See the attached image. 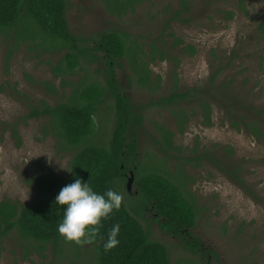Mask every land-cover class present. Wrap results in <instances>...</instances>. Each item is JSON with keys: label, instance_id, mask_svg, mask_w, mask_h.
<instances>
[{"label": "rangeland", "instance_id": "374dc122", "mask_svg": "<svg viewBox=\"0 0 264 264\" xmlns=\"http://www.w3.org/2000/svg\"><path fill=\"white\" fill-rule=\"evenodd\" d=\"M104 1L113 6V1ZM104 1L69 0L70 31L86 38L87 46L104 32L124 33L125 45L135 50V62L141 47L148 86L136 82L126 58L115 69L121 93L143 118L136 129L138 163L168 178L194 201L199 212L190 232L210 254L188 251L183 241L151 221L152 213L146 215L147 221L140 220L141 225L152 240L166 246L170 264H264V141L241 122L238 129L231 126L243 117L264 118V40L257 30L264 21V0H187L184 9L181 0H141L120 16L108 12ZM175 12L179 19L171 20ZM25 27L30 28L28 23ZM44 38L16 43L9 31H0V200L23 204L34 200L37 194L30 179L42 174L53 178L56 195L70 175L73 152H56L54 137L43 134L46 117L22 121L29 107L68 101L78 82H103L102 61L55 78L51 68L63 53L37 50L49 47ZM187 46L194 49L193 55L182 51ZM152 47L165 58L159 59L156 52L152 60ZM175 78L176 91H189V98L176 106L158 105L174 90ZM42 82L53 84L56 92H49ZM203 100L206 105L201 106ZM113 110L110 99L96 111L93 133L79 148L106 146ZM164 130L170 133L172 148L161 145ZM224 165L241 168L256 200L221 172L218 167ZM122 187L126 201V195L135 192L130 173ZM0 247V264H94L96 257L92 242L77 245L66 240L59 242L58 251L49 246L44 257L26 255L13 233Z\"/></svg>", "mask_w": 264, "mask_h": 264}, {"label": "trees", "instance_id": "16d2710c", "mask_svg": "<svg viewBox=\"0 0 264 264\" xmlns=\"http://www.w3.org/2000/svg\"><path fill=\"white\" fill-rule=\"evenodd\" d=\"M111 1L112 7L104 1L107 11L120 16L141 0ZM68 5L69 0H0V31H9L10 37L14 38L16 43L45 37L44 39L49 41V47L37 50L50 54L63 53L51 68L55 78L71 75L75 70L81 69L83 64L103 62L102 83L94 80L87 83L78 82L74 85L68 101L54 105L39 102L30 106L22 118V121H25L46 117L48 127L43 129V134H51L54 137L56 152H73L68 164L71 171L65 179V184L78 176L82 181H88L95 191L103 192L111 187L121 193L126 174L133 175L135 192L132 195L125 194L126 201L121 193V207L101 221L99 233L92 242L96 250L94 264H170L166 246L152 240L148 228H144L140 223V220L147 221L146 215L149 213L154 216L151 221L158 223L163 233L183 241L188 251L197 255L210 254L204 252L200 240L190 232L196 225L199 212L194 201L187 198L168 178L153 172L150 167L142 168L138 163L136 129L143 125V118L136 113L130 98L121 93L115 69L120 67L119 60L126 58L136 76V82L141 86H148L149 74L140 58L143 55L141 47H138L139 60L135 62L133 46L125 45L126 34L116 31L102 33L94 40L93 46H87L86 38L73 35L70 31L66 18ZM181 5L183 9L186 8L187 0H181ZM178 19L179 12H175L171 20ZM26 23L30 28L25 27ZM257 30L260 38L264 40V21L260 22ZM132 42L135 43L134 40ZM186 50L193 55L194 49L191 46L182 49ZM151 52L153 60L158 49L152 47ZM158 53L159 59L163 60L164 54ZM139 68L141 73L137 71ZM212 81L211 77V83ZM42 83L49 92H56L53 84ZM64 84L65 80L61 79V85ZM173 89L169 96L156 103L162 106H176L190 96L189 91H176V78ZM110 99L114 113L106 146L86 145L79 148V145L83 146L84 138L93 133L96 111ZM200 103L201 106L206 105L204 100ZM253 110L255 113H261V110ZM204 117L209 124L210 112H206ZM240 122L254 137L264 141V118L243 117L240 121L231 122V126L238 129ZM11 130L17 138L15 126H12ZM164 131L161 145L172 148L170 133ZM224 166L218 168L232 183L256 200L257 195L247 187L240 174L241 168ZM145 169L150 170L144 173ZM30 181H33L32 187L37 194L34 200L27 204L8 199L0 200V242L13 233L26 255L36 253L44 257L49 246L53 251H58L59 242L65 240L56 231L63 214V206L55 203L56 195H53L52 191L56 189V185L50 175L42 174ZM114 223L120 225L117 236L119 243L105 250L102 245ZM30 246L33 248L32 252L29 250Z\"/></svg>", "mask_w": 264, "mask_h": 264}, {"label": "clouds", "instance_id": "9594fccd", "mask_svg": "<svg viewBox=\"0 0 264 264\" xmlns=\"http://www.w3.org/2000/svg\"><path fill=\"white\" fill-rule=\"evenodd\" d=\"M55 203L63 206V214L56 231L66 241L82 245L96 240L102 219L108 218L114 210L121 207L122 195L111 187L103 192L95 191L88 181H82L75 176L70 183L60 188L55 196ZM119 231V223H114L108 230L102 245L105 250L119 243Z\"/></svg>", "mask_w": 264, "mask_h": 264}, {"label": "water", "instance_id": "95a60500", "mask_svg": "<svg viewBox=\"0 0 264 264\" xmlns=\"http://www.w3.org/2000/svg\"><path fill=\"white\" fill-rule=\"evenodd\" d=\"M130 175H131V177H133V175L131 173H130ZM129 186H130V184L127 185V187H129Z\"/></svg>", "mask_w": 264, "mask_h": 264}]
</instances>
